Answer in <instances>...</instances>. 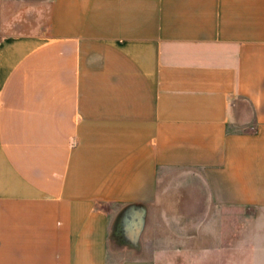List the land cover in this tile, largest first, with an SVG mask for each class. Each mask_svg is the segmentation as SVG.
Instances as JSON below:
<instances>
[{
	"label": "crops",
	"instance_id": "1",
	"mask_svg": "<svg viewBox=\"0 0 264 264\" xmlns=\"http://www.w3.org/2000/svg\"><path fill=\"white\" fill-rule=\"evenodd\" d=\"M126 206L123 264H264V0H0V264H108Z\"/></svg>",
	"mask_w": 264,
	"mask_h": 264
},
{
	"label": "rangeland",
	"instance_id": "2",
	"mask_svg": "<svg viewBox=\"0 0 264 264\" xmlns=\"http://www.w3.org/2000/svg\"><path fill=\"white\" fill-rule=\"evenodd\" d=\"M178 183V182H176ZM169 198H171L169 196ZM185 201L187 199L186 194H182L180 197H174V199ZM166 211V210H165ZM192 211V210H191ZM184 212L187 214V209H179L174 208V210H167V213L170 216H176ZM140 220V213L138 207H123L119 209L112 225V241L110 243V253L108 256V264H123L124 261L129 259H136L139 257L140 254L144 255L141 251L139 252L138 249V231H139V222ZM176 220V219H175ZM156 218V210L152 209L150 211L149 222H148V241L149 238L152 241L153 245V238L155 232V224L157 223ZM181 222V225H180ZM180 222L176 221V223L171 225L169 223H164L160 226V229L163 233H171V231L176 230L178 227L181 228V232H186L188 227H186V222L183 219H180ZM183 222V223H182ZM147 241V242H148ZM150 245V248H151Z\"/></svg>",
	"mask_w": 264,
	"mask_h": 264
}]
</instances>
